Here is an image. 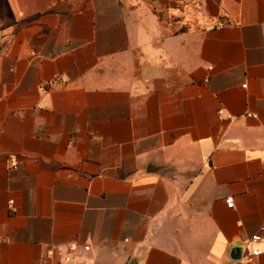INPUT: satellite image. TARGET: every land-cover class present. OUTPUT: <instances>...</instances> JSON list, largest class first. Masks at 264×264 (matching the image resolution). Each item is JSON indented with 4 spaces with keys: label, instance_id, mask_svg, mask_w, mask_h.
<instances>
[{
    "label": "crops",
    "instance_id": "0c3cea01",
    "mask_svg": "<svg viewBox=\"0 0 264 264\" xmlns=\"http://www.w3.org/2000/svg\"><path fill=\"white\" fill-rule=\"evenodd\" d=\"M69 242L264 264V0H0V264Z\"/></svg>",
    "mask_w": 264,
    "mask_h": 264
},
{
    "label": "built area",
    "instance_id": "2783aa9c",
    "mask_svg": "<svg viewBox=\"0 0 264 264\" xmlns=\"http://www.w3.org/2000/svg\"><path fill=\"white\" fill-rule=\"evenodd\" d=\"M184 1H180L182 4ZM202 26V25H200ZM205 31L210 28L207 26H202ZM13 201H9L8 206H12ZM227 208L231 209L233 207V202L231 198L226 200ZM261 238L258 234L252 236L250 240L244 243L240 248V259L246 263H253L261 254V251L257 248L251 247V244H258ZM82 249L84 252L89 251L88 245H78L75 242H69L56 246L51 253L48 254L47 260L40 264H74V256Z\"/></svg>",
    "mask_w": 264,
    "mask_h": 264
},
{
    "label": "water",
    "instance_id": "95a60500",
    "mask_svg": "<svg viewBox=\"0 0 264 264\" xmlns=\"http://www.w3.org/2000/svg\"><path fill=\"white\" fill-rule=\"evenodd\" d=\"M230 258L233 261H238L240 259V251H239L238 248H235L234 250L231 251ZM129 264H135V263L134 262H131Z\"/></svg>",
    "mask_w": 264,
    "mask_h": 264
}]
</instances>
